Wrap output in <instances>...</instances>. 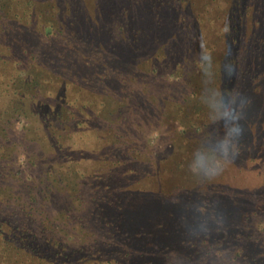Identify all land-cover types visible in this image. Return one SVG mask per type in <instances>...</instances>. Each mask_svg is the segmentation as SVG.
Segmentation results:
<instances>
[{
	"label": "trees",
	"instance_id": "obj_1",
	"mask_svg": "<svg viewBox=\"0 0 264 264\" xmlns=\"http://www.w3.org/2000/svg\"><path fill=\"white\" fill-rule=\"evenodd\" d=\"M53 2L63 6V12H66L71 21L66 24L67 29L72 30L71 35L66 34V43L59 44L50 39L51 37L44 38L41 23L53 21L54 7L50 5ZM223 2L221 5L219 0H0V136L7 135L9 126L12 128L15 125L20 114L17 113L20 109L15 107L11 116L7 117L8 121L3 120L6 114L3 110L6 111L7 106L5 100L9 96L18 94L22 103L24 99L29 98L28 95L24 96L26 93L24 86L30 90L34 89L35 94H46L51 86L58 85L63 98H66V102L62 99L63 105L69 108L66 109V117H62L63 121L82 131L88 127L83 120L88 123L94 122L93 142L108 144V140L103 142L99 133L107 132L109 129L115 132L121 122H126L127 119L126 116L120 115L119 110L122 107L120 102L111 107L110 99L115 97L116 93L109 94L107 90L120 91L126 82L135 85L141 72L156 76L155 79L158 80L159 64L164 66L165 62H168L171 70L177 74L173 76L178 80L176 84H180L182 76L178 75V72L183 68V64L193 66V75L199 74L202 66L203 69L209 67L211 62L209 64L207 62L214 60L211 56L221 51L218 56L222 58V62L214 60L218 67L217 73L214 69L207 73L211 76L209 81L213 80L207 89L204 87L200 90L195 84L197 81L190 82L188 88L190 86L191 88H187L185 94L175 93L170 100L173 102V109L177 110L179 105L191 103L192 108L186 115L188 122L186 126L193 133L201 134L206 140L203 143L223 132L226 135L225 139L230 141V143L221 141L223 150L232 147L230 153H241V159L249 162L248 151L264 138V131L259 129V126L264 124L262 113L264 109L261 110V104L257 102L261 103L264 91V0ZM219 19L224 20L226 26L221 23L222 27L217 29L214 21L219 22ZM59 32L62 34L61 30ZM247 50H250L246 55L248 57H242L241 60L242 54ZM196 52L197 56H193L192 54ZM205 56H210V59H205ZM231 61L235 63L230 64ZM203 72L204 70L201 76ZM28 77H31L30 80ZM235 88L246 90L245 95H241L238 101L239 94L235 92ZM196 91H200V94ZM130 94L127 96L128 99H132ZM182 94L184 95L180 100ZM214 94L216 97L214 103H211V96ZM158 96L159 101L156 102L154 97H151L149 106L166 101L167 96L162 93ZM134 98L138 99L136 95ZM233 99H236L234 103ZM139 104L145 103L136 102L135 105ZM218 107L225 114L235 110L236 119L225 121ZM91 111L96 113L92 114L90 119ZM77 116H80L78 117L80 119H77ZM237 128L241 129L239 133L236 131ZM114 136L115 133L112 138H115ZM109 145L116 144L109 141ZM202 146L205 150L206 145ZM234 148L238 149L237 152H234ZM226 154L229 155L228 152ZM69 156L71 157L66 156L67 160L70 159ZM9 157L11 155L3 152L0 143V166L5 164ZM232 158L233 155H229L227 160L219 163V167L223 162L229 166ZM102 159L107 167L104 160L109 158ZM153 161H147L148 163L136 161L133 169L126 170V176L131 177V181L123 185L119 199L113 201V210L119 214L135 212L128 217L124 216L125 223L134 216H140L142 220L148 221L147 223L154 224L156 231L163 236L161 239L172 241L170 248L169 245L163 247L164 254L167 250L190 252L196 246L195 241L201 238L200 233L194 229L195 225L203 223L202 219L194 216L196 214L215 216L220 214V211L227 214L228 207L222 210L218 206L212 207L213 202L206 197L205 203H199L197 195L207 196L212 193L210 187L212 180L194 183L195 186L199 185L196 187L198 191H195L192 183L187 188L173 182L175 175L178 180L181 165L177 171L175 170L177 166L172 167L170 160L167 162L163 160L160 163ZM172 162L175 163V160ZM113 164L110 162L111 166ZM1 170L0 167V175L4 174V179L8 174ZM216 170L219 171L218 168ZM238 172L233 171L231 174L233 183H230V178L221 176V173L216 179L219 183L215 182L220 187L222 185L224 196L231 199L226 203H231L232 207L241 204H238L240 198L237 195L233 196L232 190L229 192L227 189L235 186V181L240 175ZM19 174L16 172L15 176ZM18 181L27 183L29 180ZM5 186L6 182L0 180V236L3 233L6 238L0 239V249L8 252L13 250L14 257H17V262L9 260L7 264H18V259L23 257L24 263L26 260L31 264L32 254L36 253V258L42 259L39 252L41 245L37 240H41L43 246L48 244L43 242L44 235H39L40 237L31 242L33 245H30L26 238L30 231L28 225L30 221L25 220L28 212L24 210V198L16 194L13 199L4 191ZM214 190L216 196L218 190L217 188ZM29 191L30 195L31 190ZM98 192L95 193V198L101 197ZM194 198L195 205L191 203ZM14 204L15 206H12ZM91 207L94 209V206ZM127 207L129 208L125 209ZM95 210L93 215L98 218L106 211L98 205ZM184 215L191 220L189 227H185L187 230H181L178 225V220ZM215 232L218 233L219 229ZM201 246L206 247L208 252L215 251L207 239L203 240ZM21 252L26 255H21ZM152 252L160 255L163 253L155 250ZM27 254L31 256L26 258ZM169 255L165 254V261L169 260ZM154 257L159 256L153 255ZM156 259L147 258L144 262L160 264ZM56 262L52 253L47 264ZM38 263H42V260Z\"/></svg>",
	"mask_w": 264,
	"mask_h": 264
},
{
	"label": "rangeland",
	"instance_id": "obj_2",
	"mask_svg": "<svg viewBox=\"0 0 264 264\" xmlns=\"http://www.w3.org/2000/svg\"><path fill=\"white\" fill-rule=\"evenodd\" d=\"M219 1L221 5L224 4L223 0ZM50 5L54 7L53 21L50 23L42 21L44 38L51 37L50 39L59 44L66 43V34L71 35L72 31L67 29L66 24L71 21L66 16V12H63V6L60 3L53 2ZM60 19H62L61 22ZM215 23L217 29L222 27L221 23L226 26V22L222 19H219V22L215 20ZM249 51L242 54L241 60L242 57H248L246 55ZM220 52L211 57L222 62V58L219 57ZM192 55L197 56V52ZM214 60H209L207 62L208 64L211 62L209 67L203 69L202 66L200 73L196 75H193L192 65L183 64V68L178 72V75L182 76L179 80L180 84H176L178 80H175L173 76L177 74H174V70H171L168 62H165L164 66L159 64L158 80L155 79L156 76L141 72L140 75L138 74L140 77L135 85L132 86L126 82L121 92L118 89L107 90L109 94L116 93V96L110 99L111 107H115L114 105L120 102L122 104L119 110L120 115L126 116L127 119L126 122H121L115 132L104 128L107 132L99 133L103 142L108 140V144L93 142L94 122L88 123L83 120L88 127L82 131L77 130L71 123L66 124V121H63L62 117H66V109L69 108L63 105L62 99L66 102V98H63L58 85L51 86L46 94H35L34 89L30 90L29 87L24 86L26 92L24 96L28 95V99H24L21 103L16 94L5 100L7 106L6 111L3 110L6 113L3 120L8 121L7 117L11 116L15 107L20 109L17 112L20 114L15 125L12 128H10L11 125L9 126L7 135L0 136L3 152L11 155L5 164L0 166L1 172H7L8 176L3 179L4 174L0 175V180L6 182L4 191L13 199L16 194L24 198V210L28 212L25 220L30 221L28 224L30 231L26 238L30 241V245H33L31 242L35 241L36 237H40L39 235H44L43 242L48 244L43 246L41 240H37V243L41 245L39 252L42 259H37L36 253H31L33 256L31 264H47L52 253L57 260L56 264H145L144 260L147 258H157L160 264L167 262L171 264H264V138L248 151L250 158L248 162L244 158L241 159V153H230L232 147L223 150L221 141H227L223 132L219 136L211 137L207 143H203L206 141L205 138L201 134L193 133L186 126L188 123L186 115L192 108L191 103H183L177 110L173 109V102L170 100L175 93L185 94L190 82L197 81L195 84L200 90L204 87L207 89L210 82L213 83L212 79L209 81L211 76L207 74L208 71L214 69L217 73L218 67ZM233 62L231 61L230 64ZM202 70L204 72L201 76ZM28 78L30 80L31 77ZM190 88L191 86L188 89ZM235 90L239 94L238 101L241 95H245L246 90L244 88L238 90L235 88ZM132 91L135 92L132 93ZM129 93L132 99H128ZM159 93L167 96L166 101L149 106L151 97H154L155 102L159 101ZM196 93L200 94V91ZM184 94L180 96V100ZM262 94L261 103L257 101L261 104V110L264 109V91ZM135 95L137 100H134ZM211 97V103H214L216 94ZM136 102L145 104L136 106ZM90 113L91 119L96 111ZM78 117L80 116H77V119H80ZM259 129L264 131V124L259 126ZM114 133L115 138H112ZM109 141L116 145L110 146ZM227 142L230 143V141ZM202 144L206 145L205 150ZM227 152L233 155L229 166L223 162L219 167L221 161L228 159ZM68 155H71L69 160L66 159ZM209 156L212 163L208 172L205 173L197 166V161L201 157L207 159ZM103 157L109 158L106 161L110 160L108 163L104 160L107 167L103 164ZM173 159L175 163L172 162ZM151 160L158 163L170 160L172 167H178L175 168L177 171L181 165L178 180L175 175L173 182L175 184L178 182L179 185H185L187 188L192 183L195 191H198L196 187L199 185L195 186L194 183L214 177L210 179L212 193L203 196L194 192L195 196H199V203H205L204 200L207 198L213 202L212 207L218 206L221 210L228 207L227 214H223L222 211L215 216L196 214L194 217L203 220V223H197L194 228L197 233H200L201 238L195 241L196 246L190 252L167 250L165 254H170L168 261L164 259L163 247L169 245L170 248L172 241L161 239L160 237L163 236L156 231L155 225L147 223L148 221L142 220L140 216H134L125 223L124 216L128 217L135 212L119 214L112 207L119 199L123 185L131 181V177L126 176V170L133 169L136 161L148 163ZM110 162L114 164L111 166ZM229 169L240 173L235 186L227 189L229 192L232 190L233 196L237 195L240 198L238 204L241 203V206L232 207L231 203H226L229 198L224 196V188L222 185L220 187L215 184V182L219 183L216 179L220 177V173L224 178H230V183H233L231 178L233 171ZM16 172L20 174L15 176ZM17 177L20 180L29 181L21 183ZM215 188L218 190L216 196ZM97 192L101 197L95 198L94 195ZM195 200L196 198L191 202L193 205L196 204ZM97 205L99 208L106 209L100 218L93 215ZM91 206H94V209ZM189 221L191 220L185 215L181 217L178 220L180 229L187 230L185 227H189ZM192 221L195 224L193 218ZM138 227L142 229L138 230ZM216 229H219L218 233L215 232ZM0 239H6L3 233ZM204 239H207L217 253L213 250L208 252L206 247L201 246ZM218 239L221 240L220 243ZM154 250L163 253L160 255V253L152 252ZM9 252L0 249V264H7L9 260L17 262L13 250L10 254ZM20 254L26 255L22 252ZM31 254H27L26 258H29ZM153 255L159 257L153 258ZM22 259H18V264H29L26 260L24 263ZM40 260L42 263H38Z\"/></svg>",
	"mask_w": 264,
	"mask_h": 264
},
{
	"label": "clouds",
	"instance_id": "obj_3",
	"mask_svg": "<svg viewBox=\"0 0 264 264\" xmlns=\"http://www.w3.org/2000/svg\"><path fill=\"white\" fill-rule=\"evenodd\" d=\"M205 59H210V56H205L204 57ZM235 102V100L233 99V103ZM218 111L221 115V117L225 120V121H232L234 119H236V112L235 110L233 111H229L228 113H223L222 111L219 110V107H218ZM236 131L239 133L241 131L240 128H237ZM238 149H235L234 148V152H237ZM212 163V160H211V157L209 156L207 159H201L199 161H197V165L205 171V173L208 172L209 168H210V165ZM214 177H208V179H212Z\"/></svg>",
	"mask_w": 264,
	"mask_h": 264
}]
</instances>
